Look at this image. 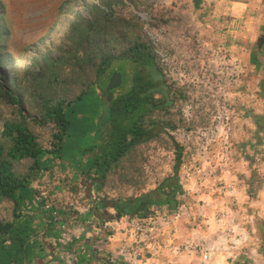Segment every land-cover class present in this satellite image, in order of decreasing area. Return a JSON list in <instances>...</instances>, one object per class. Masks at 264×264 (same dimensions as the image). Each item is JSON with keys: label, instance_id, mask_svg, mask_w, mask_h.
Segmentation results:
<instances>
[{"label": "rangeland", "instance_id": "1", "mask_svg": "<svg viewBox=\"0 0 264 264\" xmlns=\"http://www.w3.org/2000/svg\"><path fill=\"white\" fill-rule=\"evenodd\" d=\"M203 10L193 7L192 0H0V72L5 74L0 79L1 143L6 147L9 145L8 140L1 136L3 124L18 122L22 114L27 118L29 132L37 143L51 150L56 142L54 134L57 128L51 121L44 120L43 102L49 100L53 105L63 101L64 105L71 103L66 112L69 126L64 140L67 147L72 148L69 155L76 154L85 161L89 150L102 138L103 125L108 116L109 99L102 91H106L114 73H120L122 83L114 89L112 97L127 91L135 68L129 61L113 62L100 79L102 83L92 84L75 100L83 86L94 81V77L85 80L81 76L83 68L88 65L81 63L80 38L85 31L87 36L89 32L99 33L100 30L111 38L112 45L100 41L98 50L118 54L140 34L155 54L162 52L166 55L169 65L160 63L165 79L181 90L183 97H177L169 113L162 115V121L171 124V128L165 129L149 145L136 150L137 160L143 167L141 179L139 175V179L132 181L111 177L112 183L106 186L101 196L109 200H127L148 193L172 175L173 142L182 146L189 140L193 141L192 138L198 141L203 138L204 132H208L215 145L226 138L235 147L234 154L231 153L233 147L228 145L220 152L230 158H242L246 164L223 166L207 159V162H201L205 158L203 156L198 157L194 164V156L189 153V164L182 163L179 172L183 192L189 193L187 190H190V194L199 198L196 200L202 205L201 201L210 191L217 193L222 187L218 178L224 177L232 180L231 183L242 195L243 192L249 193L254 181L264 183V160L249 159L246 148L247 142L252 140L247 136L255 130L256 117L252 116V108L256 103L248 91L250 81L238 60L241 52L238 41L248 42L250 37L238 39L230 36L225 26L223 29L219 25L211 26L205 19L207 11ZM51 78L57 80H49ZM7 91L18 102L11 100ZM186 111L190 116H186ZM242 139L246 142L245 150L241 146ZM183 154L185 161V152ZM259 155L264 156L263 149ZM31 164L30 159L19 160L13 164L14 172L17 176H26ZM192 164L199 165V174L190 173L188 168ZM76 174L73 166L56 160L49 171L44 170L31 180V185L35 188L72 190L68 202L72 201L82 210H87L89 195L81 175ZM86 185L90 186V183ZM258 188L256 184L254 189ZM198 189L201 191H196ZM89 193L90 196H97L94 189ZM200 205L198 215L204 218L206 212L200 213ZM107 211L115 214L114 209ZM242 212L238 214L239 219L244 220L250 215ZM13 214L12 202H0V221H10ZM214 219L219 225L217 214ZM243 226L247 240L238 247L244 249L252 233ZM221 230L214 236L216 242H220L224 235L225 230ZM12 260L13 257L7 255L0 264H11Z\"/></svg>", "mask_w": 264, "mask_h": 264}, {"label": "trees", "instance_id": "2", "mask_svg": "<svg viewBox=\"0 0 264 264\" xmlns=\"http://www.w3.org/2000/svg\"><path fill=\"white\" fill-rule=\"evenodd\" d=\"M1 16L0 13V21ZM85 32L79 44L83 54L81 63L88 66L83 68L81 76L85 80L94 77V81L86 83L75 100L79 99L92 84L102 83L100 79L115 61H129L134 65L130 87L109 100L102 138L89 150L85 161L76 154L69 155L71 154L69 149L72 148H68L64 141L69 126L66 112L71 103L64 105L63 101H57L51 105L49 100L43 102L44 120L51 121L57 128L54 134L56 142L51 150H46L37 143L36 138L29 132L27 118L22 114L16 123L5 122L1 136L8 140L9 145L6 147L0 141V202L4 200L12 202L15 215L16 210L18 211L29 199L32 190L31 180L36 179L44 170L49 171L54 161L59 160L73 166L77 174L81 175L82 182L85 185L90 183L91 189L96 191V197L87 198L89 206H95L94 211L100 223L125 216L132 219L143 218L151 214L154 206L176 210L184 193L179 182L184 149L176 142H173L175 156L172 175L164 178L154 189L127 200L122 198L109 200L101 196L106 186L112 183L111 177H117L116 180L118 177L128 178L132 181L139 179V175L141 179L143 167L137 160L139 157L136 150L140 146L149 145L165 129L171 128V124L162 121V115L169 113L177 97L182 98L183 95L181 90L165 79L155 51L140 34L123 52L113 54L111 51L98 50L100 41L112 45L107 34L99 30V33L92 31L86 36ZM1 35L2 33L0 40ZM111 48L113 49V46ZM4 75L0 72V79ZM102 92L104 97L108 98L109 93ZM113 92L114 90L110 91L111 94ZM6 93L11 100L18 102L10 91ZM22 159H30L32 164L26 176L20 177L14 172L13 164ZM107 209H114L115 214H110ZM69 216L71 214H68L66 220ZM12 220L0 221V251L7 254L14 243ZM29 243L33 245L35 242L29 240Z\"/></svg>", "mask_w": 264, "mask_h": 264}, {"label": "crops", "instance_id": "3", "mask_svg": "<svg viewBox=\"0 0 264 264\" xmlns=\"http://www.w3.org/2000/svg\"><path fill=\"white\" fill-rule=\"evenodd\" d=\"M192 6L207 11L205 19L211 26L219 25L221 29L225 26L227 33L238 39L250 37L248 42L238 41V50L241 51L238 60L247 80L250 81L248 91L252 101L256 103L252 108V116L256 117L255 130L247 136L252 140L250 143L247 142L246 148L249 159L264 160V156L259 155L261 149L264 151V147L261 146L264 145V0H192ZM244 143L246 142L241 144L242 148L245 147ZM234 163L243 166L246 161L236 158ZM43 177L48 178V176ZM256 184L259 188L255 190ZM194 185L195 183L192 187ZM84 186L90 196L89 191L93 189H90L89 185ZM30 187L32 190L29 199L18 211L16 210L15 215L13 214L12 248L8 254L0 251L2 254L0 261L4 260V256L10 255L13 257L11 264H64L58 256V251L64 249L80 251L74 264H112L105 255L94 253L92 242L99 241L105 252H116L119 248L133 246L132 234L127 232L129 228L132 230L129 221L145 219L155 221L158 227V239L142 245V264H200V245L214 250L212 264H264V183L261 184L260 180L258 183L253 182L249 193L243 192L242 195L237 192L238 201L241 202L239 212L243 211L251 215L240 220L248 231L250 230L252 237L250 235L245 248H239L232 254L233 256L228 255V244L224 246L214 240L215 234L224 229L214 221L217 212L231 211L228 201L216 192L210 191L205 196L211 202V209L205 211L204 218L198 215L200 203L196 199L199 198L193 197L190 190H187L189 193H183V196L186 194L187 213L179 220H174L172 217L174 209L154 206L151 214L143 218L132 219L125 216L106 220V223H110V227L100 229L98 236L86 239L87 234L83 233L80 241L63 248L57 243L60 224L66 220L68 214H77L76 208L81 212L78 216L81 221H98L94 211L95 206L82 210L76 203L68 202L72 190L59 187L35 188L32 185ZM48 203L52 206L46 209ZM29 240L35 243L31 245ZM184 242L196 244L197 249L187 253L183 246ZM81 248L85 252L81 251ZM176 248H179L178 252L175 251Z\"/></svg>", "mask_w": 264, "mask_h": 264}, {"label": "built area", "instance_id": "4", "mask_svg": "<svg viewBox=\"0 0 264 264\" xmlns=\"http://www.w3.org/2000/svg\"><path fill=\"white\" fill-rule=\"evenodd\" d=\"M159 56H158V55ZM156 56L159 60V63L168 66L169 60L162 52H157ZM186 116H190V113L188 111L184 112ZM194 125L190 126L193 127ZM203 138H200L198 141L196 139H193V141H187L184 145L182 144V147L185 152V158L186 160L182 161V163H188L190 162L189 159V153H191V156L193 157V162L196 164V160L198 157L203 156L205 157L204 160H201V162H209L213 164H221L223 166H227L229 164H233L234 160L236 158H230L229 155H225L221 150H223L224 146H229L230 148L233 147L229 142H227L226 138H224V141L221 142V144L215 145L214 141L210 139L208 136V132L203 133ZM235 147L232 148V154ZM192 159V158H191ZM207 159V160H206ZM186 163V164H187ZM187 164V165H188ZM194 164L189 165L188 168L190 170V173L192 175L199 174V169L197 166H194ZM42 173V172H41ZM218 181H220L222 184V187L218 188V194L224 199L228 201L230 212H217V222L219 223L218 226H222L224 228V235L222 238H220V242L222 245L225 246V244H228L229 248V256L232 255L234 252L238 250L239 244H244L247 240L246 237V230L240 221L238 214V197H237V190L234 187L232 180L225 179L224 177L218 178ZM220 186V184H219ZM201 191V189H198L196 191ZM37 198V197H36ZM180 204L177 206L176 210L173 211V219L179 220L181 217H183L187 213L188 204H186V198L185 195L181 196ZM201 201V200H200ZM202 205H200V213L211 209V202L204 198L202 201ZM52 206L51 203L46 204V209L50 208ZM202 206V207H201ZM77 214H73L69 216L67 220L62 222L59 226V236L57 238L58 245L64 247H69L74 245L76 242L80 241L82 239L83 233L86 235L87 238H94L95 236H98L100 233V229L104 230L106 227H110V223H100L98 221H91V220H85L81 221L79 219V214L81 212L78 208L75 209ZM224 223V224H223ZM130 226H132V230L130 228L127 230V232H131L132 238H133V246L130 247H124L119 248L116 250V252H105L103 251V246H101L99 241H93V251L96 254L105 255L107 259L112 264H142L141 259L143 256V248L142 245L150 242L151 240L158 239V227L156 226L155 221L153 220H145L141 219L138 221H129ZM99 225H101V228H99ZM184 249H186L187 253H192L193 250L197 249V246H193L192 243H186L184 242ZM81 251L85 252L83 248H81ZM176 252L179 251V248H176ZM200 252H201V259L200 264H212L214 260V250L209 249L208 247L203 248V246H200ZM80 255V251L74 250V251H67L64 249H61L58 251L59 259L64 264H74L78 257Z\"/></svg>", "mask_w": 264, "mask_h": 264}, {"label": "water", "instance_id": "5", "mask_svg": "<svg viewBox=\"0 0 264 264\" xmlns=\"http://www.w3.org/2000/svg\"><path fill=\"white\" fill-rule=\"evenodd\" d=\"M121 75L120 73H114L110 80H109V85L108 87L106 88V93H109L108 94V99L110 100L112 98V95L110 93V91L120 87L121 83H122V80H121Z\"/></svg>", "mask_w": 264, "mask_h": 264}]
</instances>
